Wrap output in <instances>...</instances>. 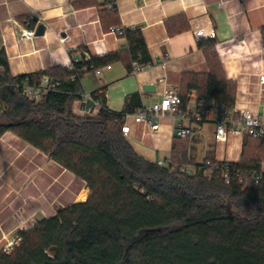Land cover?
I'll return each mask as SVG.
<instances>
[{
  "label": "trees",
  "instance_id": "obj_1",
  "mask_svg": "<svg viewBox=\"0 0 264 264\" xmlns=\"http://www.w3.org/2000/svg\"><path fill=\"white\" fill-rule=\"evenodd\" d=\"M110 4L116 11L113 0ZM124 36L127 42L119 51L75 61L79 73L58 68L14 76L0 50V136L15 132L84 179L88 188L85 201L20 230L19 245L10 253L0 250V264H264V179L252 178L264 159L262 139L244 136L241 159L233 162L244 182L226 183L217 174L173 171L139 154L122 130L127 113L134 111L129 104L114 112L105 95L93 92L103 103L96 115L73 111L92 64L123 60L132 73L134 60L141 68L153 62L139 28H127ZM198 44L206 45L210 66L200 88L216 104L234 105L236 83L225 77L215 41ZM44 75L59 84L41 100L14 86ZM180 95L183 108L188 97ZM138 97L133 93L129 100ZM171 158L188 163L186 154Z\"/></svg>",
  "mask_w": 264,
  "mask_h": 264
},
{
  "label": "crops",
  "instance_id": "obj_2",
  "mask_svg": "<svg viewBox=\"0 0 264 264\" xmlns=\"http://www.w3.org/2000/svg\"><path fill=\"white\" fill-rule=\"evenodd\" d=\"M113 1L116 11L110 0H0V50L8 56L10 73L69 68L86 51L97 57L110 55L127 42L112 28H139L153 62L132 73L123 60L103 64L98 74L85 72L73 111L88 116L83 113L88 106L97 114L101 106L85 96L93 92L105 95L114 112L129 104L134 111L125 117L131 126L126 137L151 161L175 154H186L188 163L206 158L239 161L244 136L230 134L226 142L215 139L219 104L200 88L210 66L206 45L198 44L195 29L216 31L213 40L225 77L236 83L234 106L247 107L264 119V0ZM40 23L46 25L44 34L20 38L22 29ZM166 86L187 94L181 116L166 114L152 125L135 121L137 109L160 100ZM133 93L139 97L129 100ZM179 122L191 126L194 134L176 136ZM87 198L86 181L73 171L11 130L0 136V249L11 234Z\"/></svg>",
  "mask_w": 264,
  "mask_h": 264
},
{
  "label": "built area",
  "instance_id": "obj_3",
  "mask_svg": "<svg viewBox=\"0 0 264 264\" xmlns=\"http://www.w3.org/2000/svg\"><path fill=\"white\" fill-rule=\"evenodd\" d=\"M135 29V27H131ZM113 31H116L119 35H125L127 28L123 26H117L112 28ZM195 35L198 41L205 38H215L216 31L209 30L207 31L204 27H199L195 29ZM36 36V28H24L21 30L20 38L32 40ZM65 39V38H63ZM92 58V55L89 51L85 52V55L81 61H87ZM74 60L69 68L74 69L77 73L81 72L82 69L75 68ZM133 66L135 71L140 69V64L137 60L133 61ZM110 67L111 65H107ZM102 70V67H96L93 64L91 65L90 71L98 74ZM75 77V76H74ZM264 81V75L261 77ZM165 81V78L161 79ZM58 81H52L49 75H44L38 82H31L29 78L24 79L22 82L15 83L14 86L17 90L21 92L22 95L29 97L34 100H41L46 94L50 91L55 90L58 86ZM86 98H91L95 101L98 106L103 105L102 99L100 97L94 98L92 94H86ZM182 97L178 89L166 86L163 91V95L160 100L155 101L151 104H143L137 111L133 114L135 121H147L149 124H154L157 118H160L166 114H174L181 116L182 113ZM83 113L88 116L96 115L94 108L86 106L83 109ZM216 132L215 139L219 142H226L229 138V135L235 136H245L250 135L256 139H262L264 142V119L263 117L247 107H236L230 106L224 103L217 105V118H216ZM131 126L128 121L125 120L122 125V130L125 135L130 131ZM174 133L176 136L186 138L194 134V129L191 126L184 125L182 122H179L175 126ZM223 163L220 164L219 162ZM160 165H165L170 167L173 171H181L187 174H196L203 170L204 174H217L226 183H230L233 179H237L239 182H244V177L242 176L241 170L233 166L232 160H218L214 161L211 158H206L201 162L197 163H187V164H178L172 160L168 159H159L157 161ZM252 178L256 183H260L264 179V159L258 162V165L255 169L252 170ZM22 240V236L19 232L11 234L6 238L5 244L1 247L0 250L10 253L14 250L16 246Z\"/></svg>",
  "mask_w": 264,
  "mask_h": 264
},
{
  "label": "water",
  "instance_id": "obj_4",
  "mask_svg": "<svg viewBox=\"0 0 264 264\" xmlns=\"http://www.w3.org/2000/svg\"><path fill=\"white\" fill-rule=\"evenodd\" d=\"M35 21H38V17H34ZM46 29V25L43 23L38 24L37 28H36V34H44ZM150 86H145V89H149ZM152 88V87H151Z\"/></svg>",
  "mask_w": 264,
  "mask_h": 264
}]
</instances>
